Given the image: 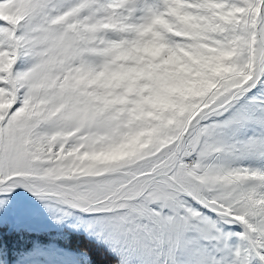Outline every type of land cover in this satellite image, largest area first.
Segmentation results:
<instances>
[{
  "label": "snow or ice",
  "instance_id": "snow-or-ice-1",
  "mask_svg": "<svg viewBox=\"0 0 264 264\" xmlns=\"http://www.w3.org/2000/svg\"><path fill=\"white\" fill-rule=\"evenodd\" d=\"M0 264H264V0H0Z\"/></svg>",
  "mask_w": 264,
  "mask_h": 264
}]
</instances>
